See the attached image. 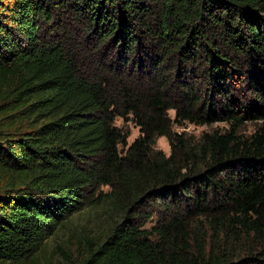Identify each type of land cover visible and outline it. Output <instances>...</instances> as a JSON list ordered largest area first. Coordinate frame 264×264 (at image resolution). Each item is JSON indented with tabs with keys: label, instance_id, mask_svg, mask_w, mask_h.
Here are the masks:
<instances>
[{
	"label": "trees",
	"instance_id": "16d2710c",
	"mask_svg": "<svg viewBox=\"0 0 264 264\" xmlns=\"http://www.w3.org/2000/svg\"><path fill=\"white\" fill-rule=\"evenodd\" d=\"M86 209L71 264H264V0H0V264Z\"/></svg>",
	"mask_w": 264,
	"mask_h": 264
},
{
	"label": "rangeland",
	"instance_id": "374dc122",
	"mask_svg": "<svg viewBox=\"0 0 264 264\" xmlns=\"http://www.w3.org/2000/svg\"><path fill=\"white\" fill-rule=\"evenodd\" d=\"M169 114L172 118L175 117L174 110L169 111ZM116 125L129 131L127 139L129 144L140 135V128L132 120L117 118ZM257 126L258 123H248L243 128V132L246 135L250 134ZM218 127H226V124L216 122L212 125H197L185 122L181 126L174 124L173 129L199 136L204 131H210ZM155 146L162 149L167 155L171 152L169 141L165 136L158 137ZM103 190L108 191L109 187L103 186ZM99 219L95 210L86 209L80 212L61 224L56 233L47 239L34 260H26L15 264H71L69 259H78L80 253L89 247L88 238H90V241L96 242L105 232L107 224L100 223Z\"/></svg>",
	"mask_w": 264,
	"mask_h": 264
}]
</instances>
